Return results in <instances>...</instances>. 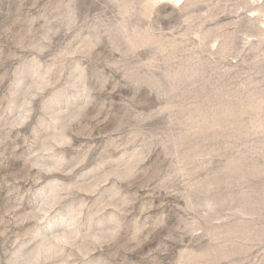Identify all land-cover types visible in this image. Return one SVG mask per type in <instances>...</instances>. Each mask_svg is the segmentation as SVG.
I'll return each mask as SVG.
<instances>
[{
  "label": "rangeland",
  "instance_id": "1",
  "mask_svg": "<svg viewBox=\"0 0 264 264\" xmlns=\"http://www.w3.org/2000/svg\"><path fill=\"white\" fill-rule=\"evenodd\" d=\"M0 264H264V0H0Z\"/></svg>",
  "mask_w": 264,
  "mask_h": 264
},
{
  "label": "bare ground",
  "instance_id": "2",
  "mask_svg": "<svg viewBox=\"0 0 264 264\" xmlns=\"http://www.w3.org/2000/svg\"><path fill=\"white\" fill-rule=\"evenodd\" d=\"M176 2V1H175Z\"/></svg>",
  "mask_w": 264,
  "mask_h": 264
}]
</instances>
